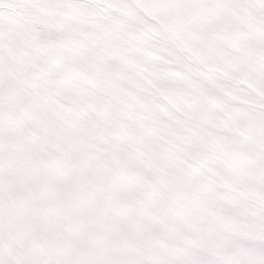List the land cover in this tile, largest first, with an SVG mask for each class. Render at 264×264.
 <instances>
[{
	"label": "snow or ice",
	"instance_id": "snow-or-ice-1",
	"mask_svg": "<svg viewBox=\"0 0 264 264\" xmlns=\"http://www.w3.org/2000/svg\"><path fill=\"white\" fill-rule=\"evenodd\" d=\"M0 264H264V0H0Z\"/></svg>",
	"mask_w": 264,
	"mask_h": 264
}]
</instances>
